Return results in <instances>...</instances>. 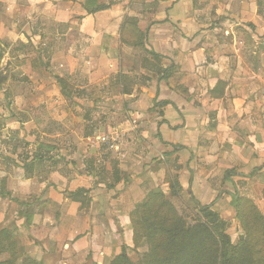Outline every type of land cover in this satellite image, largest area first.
Returning a JSON list of instances; mask_svg holds the SVG:
<instances>
[{"label": "crops", "instance_id": "obj_1", "mask_svg": "<svg viewBox=\"0 0 264 264\" xmlns=\"http://www.w3.org/2000/svg\"><path fill=\"white\" fill-rule=\"evenodd\" d=\"M0 53V230L30 255L110 264L170 184L233 233L231 194L264 215V0H0Z\"/></svg>", "mask_w": 264, "mask_h": 264}, {"label": "trees", "instance_id": "obj_2", "mask_svg": "<svg viewBox=\"0 0 264 264\" xmlns=\"http://www.w3.org/2000/svg\"><path fill=\"white\" fill-rule=\"evenodd\" d=\"M3 81L4 78L0 80V85ZM58 83L60 84V80ZM176 186L170 184V197L176 194ZM212 206L213 204L195 203L197 214L204 216L208 222L196 219L194 225L189 227L177 214H174L176 209L170 205L168 198L160 192H151L130 214L134 250L141 242L143 244V240L149 247L147 255L141 256L139 262L142 261L141 264H264V215L258 211L254 203L237 194L230 195V206L244 232V237L240 238L237 245L231 243L230 236L226 232L228 224L218 213L212 211ZM164 211L166 212L162 214L170 213L173 219L162 217L160 220H170L167 221L171 225L170 228L164 225L155 226L156 219L154 221L149 219V214L151 216L153 213ZM31 218V216L26 217V225L31 224ZM248 224L250 228L247 227ZM139 230L143 231L141 236ZM0 237L2 239L0 242L9 241V250L16 254L14 259L18 260L24 256L26 260L24 259L22 264H37L24 254L23 248L19 249L14 231L0 230ZM252 237L258 241L254 242ZM129 253L130 250L122 246L120 254L110 264H135Z\"/></svg>", "mask_w": 264, "mask_h": 264}, {"label": "rangeland", "instance_id": "obj_3", "mask_svg": "<svg viewBox=\"0 0 264 264\" xmlns=\"http://www.w3.org/2000/svg\"><path fill=\"white\" fill-rule=\"evenodd\" d=\"M1 58H2V55L0 53V63H1ZM3 78L4 77L2 76V72L0 71V80H2ZM168 199H169L170 205L176 209V207L178 205L177 204L175 205V203L171 201L170 197ZM175 211H176V213H174V214H177V216L186 223V226H189V227L193 226L196 219H200L201 221L208 222V220L204 216L198 215L197 213H191V211H183L181 209H180V211H178V209H176ZM165 212L166 211L161 212V213H153L151 216L149 214V219L152 221H154L156 219L154 222L155 226L164 225L166 228H170L171 225L167 223V221H170V220H167V219H171V218L173 219V217H172V215H170V213H168L167 215L162 214ZM162 217L163 218L165 217L167 219H162L164 221H161L160 218H162ZM233 220H235L236 225H237L236 226L237 230L235 233H233L234 231L233 232L231 231V226H230L231 223L227 220H224V221H226V223L228 224L226 232L230 236L231 243L233 245H237L240 242V238L244 237V232L242 231V228L240 226L239 221L235 217L233 218ZM142 227H143V225H142ZM247 227L250 228V224H248ZM139 231H140V236H141L143 231H141V230H139ZM14 233L16 235V242L18 243L19 249L23 248L24 254H26V256L32 260V262L35 261V262H37V264H49L46 261H44L43 259H39L36 256L37 254L36 255H30V253H34L31 248L25 249L26 247H29V246H26V245H28V244H26L28 239H26V235L24 233H19V232H17V234H16V232H14ZM252 238H254V237H252ZM0 240H2L1 237H0ZM253 241L257 242L258 239L254 238ZM8 242H9L8 240L0 242V264H22V261L25 259V257L22 256L18 260L14 259V257H16V254L15 253L13 254L9 250ZM137 249H139V251H137ZM137 249L136 250L132 249L131 252L129 253V257L131 258V260L135 264H141L142 261L139 262L141 259V256L147 255L146 253L149 250V247H148V245H146L145 241L143 240V244L141 242ZM42 258H43V256H42ZM258 259H259V255H258ZM29 264H32V263H29ZM255 264H262V263H255Z\"/></svg>", "mask_w": 264, "mask_h": 264}, {"label": "built area", "instance_id": "obj_4", "mask_svg": "<svg viewBox=\"0 0 264 264\" xmlns=\"http://www.w3.org/2000/svg\"><path fill=\"white\" fill-rule=\"evenodd\" d=\"M123 135L118 131L101 134L95 137L91 144L99 148V151L107 156L109 153H119L121 150Z\"/></svg>", "mask_w": 264, "mask_h": 264}]
</instances>
